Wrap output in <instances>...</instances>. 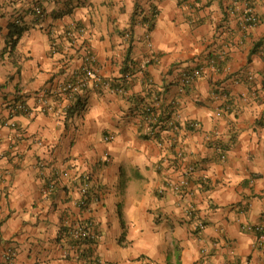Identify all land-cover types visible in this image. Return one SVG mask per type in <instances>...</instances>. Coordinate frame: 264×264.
I'll use <instances>...</instances> for the list:
<instances>
[{"label":"crops","instance_id":"crops-1","mask_svg":"<svg viewBox=\"0 0 264 264\" xmlns=\"http://www.w3.org/2000/svg\"><path fill=\"white\" fill-rule=\"evenodd\" d=\"M245 4L264 19V0L234 14L230 0H0V264H200L202 246L213 264H264L243 229L264 214V22L243 29ZM74 25L81 37H68ZM84 53L126 92L60 96ZM194 69L201 77L183 88ZM214 90L228 95L220 115ZM182 175L190 188L179 197L164 181ZM188 204L206 225L202 241ZM87 222L97 238L84 250L68 235Z\"/></svg>","mask_w":264,"mask_h":264},{"label":"built area","instance_id":"built-area-1","mask_svg":"<svg viewBox=\"0 0 264 264\" xmlns=\"http://www.w3.org/2000/svg\"><path fill=\"white\" fill-rule=\"evenodd\" d=\"M155 3L159 2L161 0H153ZM179 5L181 6H188L191 5L195 0H175ZM245 2V0H230L231 2V9L230 14H234V9L237 7L238 3ZM235 7V8H234ZM154 11H155V5H154ZM156 12V11H155ZM33 16L36 18V20H41L43 17V11L39 7L33 8ZM152 14H155L154 12ZM261 22H264V19H261L260 16L253 10V8H250L245 4V8L243 11V14L241 16V26L243 29H250L254 28L257 25H259ZM16 24H20V21L16 20ZM150 25V22L146 23V27ZM84 33V29L77 27L76 25L72 26L70 30L67 32L68 37L74 38L76 36L81 37V35ZM145 39L147 40V47H151V44L148 43V34H146ZM202 73L200 69H194L190 71H184L181 74L180 77V83L183 88H187L192 86V84L201 77ZM127 77V76H126ZM253 79V77L250 74H246L242 77V80L245 82H250ZM238 80V79H237ZM91 88L95 91L104 92V93H112L117 95H122L125 93L124 86L121 82H114L109 79L104 78L97 65H96V57L93 54L90 53H84L82 58V64L80 68L79 75L73 79L65 81L57 86L56 92L64 97L65 99L71 100L75 95H78L82 91ZM212 97L215 101H218L222 103L220 106V109L217 112V115H220L221 112H226L229 110V100L228 95L224 91H215L212 92ZM46 108L50 109L49 105L46 103ZM16 111H19L20 113H26L27 108L23 103H20L16 107ZM145 122L152 123L156 121V118L152 114V106L151 105H145V111H144V119ZM171 128L175 127V122H170ZM194 128H197V124L193 123L192 125ZM113 140V136L109 135L105 138L106 142H110ZM182 155L181 153L177 152L176 154V160L182 161ZM223 158V157H222ZM106 162H108V159H106ZM193 172L192 168H189L186 173ZM4 178V175L0 173V182ZM165 188L169 189L172 193L178 195L179 197H182L186 194H189V188H190V182L189 179L185 176H179L177 179H166L164 181ZM88 183L85 184L81 189V192L83 195H85L84 199L81 201L80 205L87 207L89 202V194L88 192ZM54 187L53 183H50L46 189L45 192L52 191ZM185 216L191 221H194V230L192 231V235L194 238L198 241H202V233L206 228L205 223L201 221L194 220L196 218V209L193 205L188 204L185 208ZM243 229L247 232L251 231L256 235L255 239V247L259 249L264 254V214L261 218V222L256 226H244ZM74 244H77V246H80L84 248V250H88L91 246V242H94L96 240V236L93 233V223L87 222V223H77L75 224L68 235ZM15 254L12 252H8L5 255V259L7 261L13 260ZM213 252L206 246L200 247L199 250V262L200 264H213L212 261ZM231 264H237V263H231Z\"/></svg>","mask_w":264,"mask_h":264},{"label":"trees","instance_id":"trees-1","mask_svg":"<svg viewBox=\"0 0 264 264\" xmlns=\"http://www.w3.org/2000/svg\"><path fill=\"white\" fill-rule=\"evenodd\" d=\"M21 34V25L16 24L15 21L10 25V35H9V41H8V46H12L14 43L13 39H16L19 35ZM126 72V71H125ZM125 86V84L123 85ZM125 90V87H124ZM216 91V90H215ZM126 92V91H125ZM140 102V101H139ZM141 105V110H142V115L144 116V111H145V104L140 102ZM139 105V104H138ZM144 118V117H143ZM152 123H149V126L151 128L154 127V125H150ZM160 129H167L166 127H160ZM92 244V243H91Z\"/></svg>","mask_w":264,"mask_h":264}]
</instances>
